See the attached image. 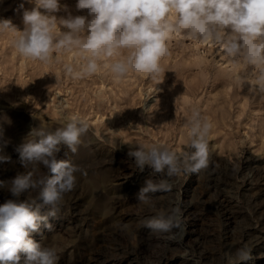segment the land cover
Instances as JSON below:
<instances>
[{"label": "rangeland", "instance_id": "obj_1", "mask_svg": "<svg viewBox=\"0 0 264 264\" xmlns=\"http://www.w3.org/2000/svg\"><path fill=\"white\" fill-rule=\"evenodd\" d=\"M60 4L58 18L87 16L77 0ZM33 7L34 0H0V21L22 31L23 11ZM16 35L0 32V155L10 158L0 163V181L51 175L19 162L17 149L38 139L34 130H54L74 115L89 125L77 152L61 145L57 153L78 171L55 209L38 191L14 197L0 188V204L40 206L46 219L30 238L54 248L56 264H264V93L254 66L180 32L167 41L156 80L129 73L116 82L106 70L77 80L64 71L82 62L75 52L44 64L18 54ZM193 110L212 124L206 165L172 176L138 167L131 153L141 147L195 151L187 134ZM148 182L156 187L142 193ZM153 219L170 226L149 227Z\"/></svg>", "mask_w": 264, "mask_h": 264}, {"label": "clouds", "instance_id": "obj_2", "mask_svg": "<svg viewBox=\"0 0 264 264\" xmlns=\"http://www.w3.org/2000/svg\"><path fill=\"white\" fill-rule=\"evenodd\" d=\"M35 7L23 11V30L8 20L0 21V32L17 33L13 41L18 54L44 64L60 62L56 54L75 52L81 58L77 66L65 64L73 79L90 78L106 70L119 82L129 73L156 80L164 71L161 60L169 54L171 34L183 32L193 40L211 41L234 59H243L258 70V90L264 93V0H77V10L87 16L54 15L61 10L60 0H34ZM23 9V4L20 5ZM43 10V11H41ZM88 123L72 116L54 130L37 129L17 151L19 162L33 168L43 165L51 175L36 176L33 171L18 174L11 181H0L12 196L27 190L38 191L43 205L53 209L76 185L78 166L58 160L61 145L77 152ZM212 124L193 110L187 122L191 153L177 152L165 146L141 147L131 153L138 167L150 166L154 172L176 175L181 170L197 171L207 163L208 140ZM10 158L0 155V163ZM163 187L164 185H160ZM148 182L142 193L154 189ZM35 201L13 199L0 204V264H56L54 248L41 247L30 238L46 219ZM50 214H55L54 211ZM148 226L167 230L164 219L148 221ZM50 227V226H49Z\"/></svg>", "mask_w": 264, "mask_h": 264}]
</instances>
